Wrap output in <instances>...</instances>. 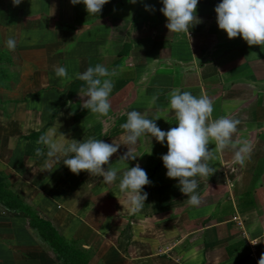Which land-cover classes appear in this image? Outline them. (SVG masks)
Instances as JSON below:
<instances>
[{
    "label": "crops",
    "instance_id": "1",
    "mask_svg": "<svg viewBox=\"0 0 264 264\" xmlns=\"http://www.w3.org/2000/svg\"><path fill=\"white\" fill-rule=\"evenodd\" d=\"M221 2L199 0L201 22L175 33L166 28L162 0H109L95 15L71 0L18 6L0 0V264H70L14 202L50 222L85 253L87 264H258L264 254V45L229 40L217 24ZM9 37L15 51L6 47ZM97 64L115 73L106 77L114 84L107 116L84 108L86 84L76 78ZM61 66L71 80L56 77ZM174 89L207 95L212 119H238L233 139L251 146L243 166L231 148L216 154L210 164L217 171L197 177L198 206L166 175L167 142L145 134L130 145L121 128L130 111L159 117L163 131L176 127L169 107ZM39 132L65 149L70 140L88 138L120 145L110 158L119 169L116 181L73 174L63 164L72 153L48 157V145L37 144L41 135L31 136ZM128 150L137 158L120 161ZM137 163L151 184L142 189L145 206L133 212L119 182Z\"/></svg>",
    "mask_w": 264,
    "mask_h": 264
},
{
    "label": "clouds",
    "instance_id": "2",
    "mask_svg": "<svg viewBox=\"0 0 264 264\" xmlns=\"http://www.w3.org/2000/svg\"><path fill=\"white\" fill-rule=\"evenodd\" d=\"M136 2L137 0H130V3ZM12 3L18 6L22 0H12ZM71 3H83L88 14L95 15L101 13L109 0H71ZM198 3L199 0H162L163 7L160 11L167 19L168 31L187 32L189 25L194 21L195 24L200 23L196 15ZM145 10L154 9L145 5ZM215 12L218 27L227 34L229 40L239 36L249 47L264 45V0H222L215 7ZM5 43L10 51H15L14 38L9 37ZM114 74V71L110 72L100 64L76 74V78L86 84V87L81 89L87 97L84 102L85 109L100 116L109 114V97L114 84L106 77ZM55 75L62 80H71L65 66L55 68ZM169 107L174 112L177 126L168 131H163L157 126L156 120L160 119L159 117L149 119L138 111L128 112L127 121L121 128L126 133V143L130 145H135L145 134H151L161 144L167 142V153L161 157L167 170L166 175L169 179L179 181L180 191L188 196L189 205L198 206L201 196L197 192V177L209 178L217 171L210 164V161L217 158L216 154L231 148L234 151V162L243 166L246 157L251 153V146L247 140L233 139L240 124L238 119L229 116L212 119L214 105L207 95L197 97L188 91L174 89L170 93ZM60 136L65 139L63 135ZM70 141V145L65 149L63 144L53 142L48 135H41L37 144L48 145V157H53L61 151L65 155L72 153L63 164L73 174L87 171L91 175L102 176L105 183L116 181L119 169L111 167L110 158L118 151L120 145L95 138L82 142ZM210 143L215 144L214 150L209 149ZM36 155H43L41 148L36 149ZM136 158L128 150L119 160L126 162ZM106 165L107 168L104 167ZM150 184L146 171L138 163L131 168L127 166L123 172L119 189L128 197L133 212H139L145 206L148 194L142 192V189ZM258 264H264V254H261Z\"/></svg>",
    "mask_w": 264,
    "mask_h": 264
},
{
    "label": "trees",
    "instance_id": "3",
    "mask_svg": "<svg viewBox=\"0 0 264 264\" xmlns=\"http://www.w3.org/2000/svg\"><path fill=\"white\" fill-rule=\"evenodd\" d=\"M42 132L35 133L31 135L33 138L41 135ZM0 194H2V190L0 189ZM5 197V203L10 204L11 199L8 196ZM13 206L19 207L21 210L25 211L28 214L29 222L31 225L36 227L39 231L40 236L49 242L53 250L63 256V258L69 262L70 264H87L85 253L81 250L71 248L56 232L50 222L39 218L36 214H34L30 209L24 207L19 202L13 203Z\"/></svg>",
    "mask_w": 264,
    "mask_h": 264
}]
</instances>
